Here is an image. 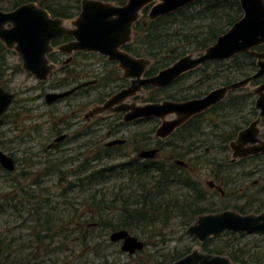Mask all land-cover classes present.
<instances>
[{
	"label": "trees",
	"instance_id": "16d2710c",
	"mask_svg": "<svg viewBox=\"0 0 264 264\" xmlns=\"http://www.w3.org/2000/svg\"><path fill=\"white\" fill-rule=\"evenodd\" d=\"M4 1L8 2V0H0V9H4L1 4ZM24 1L26 0H14L12 5L16 6ZM106 1L119 5L126 2V0ZM147 14L148 7H145L139 19L133 24L132 40L125 44L124 48L135 57L149 58L152 63L146 75H151L170 65L186 54L189 49L197 52L203 51L242 16V9L238 0H198L155 20H149ZM61 16L67 17V15ZM2 46L0 43V52H3ZM258 49L264 50V44ZM0 55L2 56V53ZM256 68V58L246 52L238 53L225 60L209 61L182 75L179 78V91L167 93V97L172 100L199 97L213 88L228 85L252 75ZM58 72L53 73L56 75L54 80H59V84L64 85L65 72L61 69L59 76ZM192 75H195V79L185 83ZM108 76L107 73L101 76L102 86H107L112 81ZM190 89H196V91L192 95L187 94L186 91ZM254 95L245 88L232 90L223 100L211 106L207 111L193 116L179 128V131H184L185 139L194 136H200L201 139L206 140L211 139L206 145L226 155L229 150V141L234 139L236 133L257 116L258 110L254 107ZM98 121L99 118L90 123L96 124ZM261 122H264V118ZM109 123H112V120H109ZM208 135L211 137L209 138ZM261 137L264 139V134L261 133ZM204 145L201 143L200 148ZM183 146L185 152L191 150L187 141H184ZM107 150L105 148L106 152ZM204 152H206L205 149H202L200 163L205 162L202 159ZM114 155L113 152L104 153L103 157L113 162L104 161L97 169L93 164H97L96 161L99 159L94 155L83 160L90 169L78 177V183H73V186L84 187L83 184L86 183V189L91 188L89 194L86 195L84 208L75 206L73 201L70 205L71 211H65L66 209H62L65 205L61 208L52 205L54 203L51 202L49 193L46 192L36 191L39 204L35 206L27 199L16 201L13 200V196H9V206H22L25 209L20 212L21 214L26 213L29 207L30 216L27 218L26 213L22 219L25 225L22 228L23 232L18 228L16 231L8 228L7 239L0 238V264H73L74 261L81 260L83 264H93L89 259L91 249L96 250V254H105L101 251L103 249L102 240L97 239L91 244L95 231L100 236L101 232L109 234L118 229H126L130 232L135 227L153 230L163 226L167 227L173 216H179L183 224H186L199 214L217 211L209 203L202 182L191 175L188 170L183 169L179 186V169L172 164L166 166L164 163L152 162L150 167H147L133 160L117 161ZM244 161L258 162L254 164V169L247 172H260L263 178L262 187L253 192L255 194L259 190V200H256V212L258 213L264 210V165L259 169V164L264 162V152L241 159L240 163ZM54 168V164H49L43 174L41 173L35 179V185L40 191L44 190L40 186L41 177L50 176L51 171H55ZM116 177L126 178L130 185L131 182H137V190L134 191L131 185L128 191H125L128 188L120 187L111 195L93 192V188L99 191L98 184H104ZM26 188L28 187L25 186L22 193L28 199H33L36 195ZM179 189L182 192L181 201H179ZM237 211L245 213L242 210ZM34 213L37 215L36 218H33ZM248 236L253 237L254 241L244 240ZM192 238L196 241L195 245H199L204 252L226 255L233 262L264 264V233L245 234L224 231L202 243H199L194 236ZM25 240H29L30 251L18 260L22 262H11L12 251L9 249L12 243ZM192 248L187 246L178 250L167 257L166 262L162 261L159 264H170L189 253ZM44 254H47L48 259H43ZM51 254L55 257L51 258ZM30 255L34 256L33 260L28 259ZM107 260V258L103 259L102 263L119 264L116 260ZM136 262L145 264L144 260L136 259Z\"/></svg>",
	"mask_w": 264,
	"mask_h": 264
},
{
	"label": "flooded vegetation",
	"instance_id": "af4514ba",
	"mask_svg": "<svg viewBox=\"0 0 264 264\" xmlns=\"http://www.w3.org/2000/svg\"><path fill=\"white\" fill-rule=\"evenodd\" d=\"M31 2L47 10L51 17L62 18L65 21V26L68 28H73L71 21L76 18L81 11V0H26L16 6H13L14 4H11L10 7H12L10 9L5 8L0 10L10 11L22 4ZM112 3L116 4L115 2ZM61 15H67V17H63ZM73 40L74 38L72 35L64 34L57 36L49 41V47L51 48V50L45 53V57L48 62L54 66V68L50 72L48 78L44 81L38 80L33 74L25 71L22 68L23 60L21 54L18 51H16L14 48H7L4 43L0 42L3 45V52H0L2 53V56L0 55V87L3 88L5 92H9L13 95L10 104L3 110L0 115V151L10 157L12 161V168H7L0 162V238L2 237L5 240L7 239L8 228H11V230L13 231H16L18 228L21 232H23L22 228L25 225L22 219L25 217L26 213L27 218H29L30 216V214H28L29 207H27L26 213L22 212V215L20 212L24 211L25 208L20 205H18V207L17 205L9 206V196H13V200L16 201H24V199H27L28 202H32L33 206L38 205L39 200L36 193V191L38 190H35L34 187L36 184L35 179L38 178L41 173L43 174L45 168L51 163L55 166L54 170H56L57 168V172L59 174L61 173L60 179H63L64 181L65 179H67L68 181L66 186L62 187V192L64 191V193H67L68 196H70L69 191L76 193L80 198L79 206L85 207L87 198L85 194L81 195V193L85 192L86 183L83 184L84 187L78 185L73 186V183H78V177L84 175V173L87 172L88 167L83 162L85 158L94 155L95 157H97V159H99L96 161L97 166L99 164H103V161H109L107 157H103L104 153L108 154L110 152H113L115 154L114 158L116 157L117 161L133 160L138 163H143L147 167H150L152 162L164 163L166 166H168V164H172L179 169L180 186V183L182 181L183 169H186L190 172V164L199 163V160L201 159L200 154L202 152V149H205L206 151V146H208L206 144L211 141V139H201L200 136H194L192 138L185 139L183 136L184 131H179V128L182 125L176 128L167 136L159 137L155 135L156 128L161 123L159 119L136 118L132 121L125 122L123 117L126 113V110L113 111V109L116 106H119L121 103H135L141 105L144 103L161 102L163 100H166L168 99V88L177 85L179 83V78L176 80L178 81V83L175 81L166 87L157 88L151 85L143 87L133 96H129L127 99L111 106L106 111H104L105 113H107L106 115L102 116L103 113L89 114V106L93 104H103L113 94L129 87L131 84V79L123 76V71L120 69L119 63L117 61L109 60L105 55H101L97 52L92 51L87 52L81 50H73L71 52H66L65 50L60 49V47ZM258 47L256 48V50L264 51L263 49H258ZM121 49L128 52L127 50H125L124 45L121 47ZM128 53L131 54L130 52ZM98 61H102L104 64V66H102L100 70L92 67L94 65H98ZM151 63L152 61L150 60L148 67L151 65ZM148 67L144 71V77L152 76L160 70L159 69L151 75H146ZM20 69H23L25 72L31 74L37 80V88L40 92L39 100L41 104L44 105L43 107H46L45 111H43V108H41L40 110V108H38L36 105L32 106V104L29 103V101H31L30 98H25L23 104V100H20L18 98L20 90L11 87L14 76L21 71ZM61 69H63L65 72V74L63 75V78L66 81L64 85L59 84V80H54V77L56 75L53 73L55 71L58 72V70V73H60ZM256 71H254V73ZM106 73L109 75L108 77L111 78L112 81L107 86H102L100 84L101 76L103 74L106 75ZM59 75H61V73L58 74V76ZM263 77L264 75L251 79L249 85L243 88L251 91L252 87L257 86L264 81ZM91 81L94 82L89 84L87 83ZM83 83L87 84L83 85ZM95 85H97L98 87ZM71 89L74 90L63 97L54 99L49 103L46 101V95L48 93L64 92ZM99 89H101V91ZM177 89V91H179V88ZM141 94H144L145 97H140ZM254 96L256 98V95ZM25 102L29 105H27ZM23 111H25L27 114V117L25 119ZM41 115L45 116V118L49 116L47 118V121L44 122L45 127L40 128L41 131L45 132V134L48 136L49 142L47 143L45 149L47 151H50L51 154L49 155V157L43 158V170L39 172V176H36L38 174V169L36 168L38 161L35 160V162H32L27 160L25 164H22L25 158L16 156V153L19 152L18 148L21 145H18L19 140H25L24 134L28 132L32 134L33 130L38 132V126L40 124L39 120L41 118ZM94 115L100 116L98 117L99 121L96 124L90 123L92 122V120L94 121L98 119L92 117ZM106 117L108 118L105 120ZM109 120H112V123H109ZM24 121L26 125H23ZM19 122H21L20 125ZM46 129H48L47 132ZM19 132H21V134ZM115 135H118L120 137H114V139L111 138L110 140L104 142L105 138H110ZM208 136L209 138L211 137V135ZM115 139L122 140L123 142L112 145L108 144L111 140ZM184 141H187L188 146L191 147V150L185 152L183 146ZM74 143H76V146L73 147ZM201 143L205 144L203 146L205 148H200ZM130 144L132 145V149L126 150V146ZM105 148L106 150H110H107L108 152H106ZM152 149H155L153 155L148 156L147 152ZM71 150L73 152H71ZM231 152L232 151L229 147V150L226 152L227 156L223 152L224 155L220 156L219 160H212L210 164H212L215 169L211 171L212 175L208 178L206 183L203 184V181L198 175H196L195 178L202 182L206 190V194L208 195L209 203L214 209L216 207H214L215 205L211 202V200L216 195L221 199L225 198L229 201H231V199H233L234 197L236 199L235 203L238 202L237 204H233L231 206H225L223 209L217 210L215 212L230 208V210H242L245 212L244 209L251 206L255 207L256 212V200H259V190L255 194H253V192L254 188L262 187L263 178L260 177L258 179H253V175H255V173L252 171H230V167L234 166L235 163L240 162L241 159L247 158H232ZM59 153L63 155L62 163L69 164V173L66 176L62 175V172L64 171V169L60 167L62 163L59 162L57 165ZM76 158H80V163L74 169V165L71 162L74 163ZM259 165L263 166L264 162L260 163ZM80 173L82 174L80 175ZM27 177L32 179L31 184L27 186L29 189H26L30 193L36 195L33 199H28L24 195V193H22L23 189L25 188L23 180H25ZM239 178L240 181L237 182V180L235 179ZM232 181L237 182V185L233 187L230 184ZM131 185L132 188H134V191H136L138 183L131 182ZM244 190L247 192H245L242 196H237L239 194H242ZM239 191L243 192L239 193ZM55 197H57V195ZM181 199L182 192L181 189H179V201H181ZM75 200V195H71L69 199L64 198L62 204L64 203L65 206L70 207L71 203ZM241 202L243 204L239 205V203ZM67 203L69 205H66ZM62 204H57L54 202V204L52 205L59 208V205ZM255 212L252 211L249 213ZM241 214H248V212ZM36 216V213H34L33 218H36ZM26 223H28V221H26ZM25 232L26 231L24 230V233ZM109 241L111 243H120L121 250V241H111L110 239ZM139 251L141 250H137L132 254L128 252L126 253L132 256L133 254H139ZM33 257L34 256L30 258L28 257V259L33 260Z\"/></svg>",
	"mask_w": 264,
	"mask_h": 264
},
{
	"label": "water",
	"instance_id": "95a60500",
	"mask_svg": "<svg viewBox=\"0 0 264 264\" xmlns=\"http://www.w3.org/2000/svg\"><path fill=\"white\" fill-rule=\"evenodd\" d=\"M195 1L198 0H126L124 4L119 5L102 0H81V11L71 21L73 28L66 27L62 18L51 17L47 10L35 3H25L10 11L0 10V42L7 48L18 51L23 60L22 68L40 81L46 80L54 68L45 57V53L51 50L49 41L60 35L69 34L74 38L73 41L60 47L61 50L92 51L107 56L109 60L117 61L123 76L131 79L130 86L113 94L103 104L93 107L89 114L104 112L129 96H133L143 87L150 85L157 88L166 87L186 72L209 61L229 59L241 52H246L257 59V71L252 76L216 87L201 97L179 101L166 99L141 105L121 103L113 109V111L126 110L123 117L125 122L136 118L159 119L161 123L156 128L155 135L165 137L192 116L208 110L223 100L228 92L246 87L251 79L264 75V51L256 50L264 43V0H238L242 16L212 44L198 54L187 53L180 56L152 76H143L150 59L135 57L121 49L132 40L133 24L139 19L141 11L148 7V19L155 20ZM72 90L74 89L48 93L46 101L49 103L67 95ZM251 91L256 95L254 107L258 113L229 142L232 158H246L264 152V139L260 136L259 127L261 119L264 118V81L252 87ZM12 97V94L0 87V115L10 104ZM121 142L123 141L115 139L108 144ZM154 151L155 149L148 151L147 155H153ZM0 162L5 167L12 168L11 158L1 151ZM186 231L195 236L199 243L216 237L224 231L245 234L264 233V211L241 214L226 209L202 213L187 227ZM109 239L121 241V250L130 254L144 247V242L126 229L112 231ZM170 264L245 263L233 262L226 255L204 252L199 245H196L189 253Z\"/></svg>",
	"mask_w": 264,
	"mask_h": 264
},
{
	"label": "rangeland",
	"instance_id": "374dc122",
	"mask_svg": "<svg viewBox=\"0 0 264 264\" xmlns=\"http://www.w3.org/2000/svg\"><path fill=\"white\" fill-rule=\"evenodd\" d=\"M14 0H8V2L4 1L1 2V4H3L4 9L8 8L10 9V5L12 4ZM187 52V51H186ZM187 53H194V54H198L199 52L194 51V50H188ZM186 53V54H187ZM16 60V59H15ZM98 65H94L92 66L93 68L100 70L102 68V66H104L103 62L98 61L97 62ZM21 71L18 72L15 76H14V80L13 83L11 85L12 88L14 89H19L20 90V94L18 95V98L20 100H23V104H24V99L25 98H30L31 101H29V103L32 104V106L36 105L38 108H43L45 111L46 107H43L44 105L41 104L40 100H39V94L40 92L38 91L37 88V80L34 78V76H32L31 74L25 72L23 69H20ZM195 79V75L190 76L185 83L187 82H191L192 80ZM177 88H179V83L177 85H174L170 88H168L167 93H177L176 91L178 90ZM202 90H204L203 87H201ZM196 89L194 90H187L186 93L192 95L193 92H195ZM145 97L144 94H141L140 97ZM142 101V100H141ZM26 103V102H25ZM27 105H29L28 103H26ZM100 104H93L91 106H89V111L95 107L98 106ZM61 107V106H60ZM42 111V112H43ZM24 113V119L27 117V114L25 111H23ZM103 113V115H106L107 113L105 112H101ZM49 117V116H48ZM47 117V118H48ZM94 118H98L100 116L94 115L92 116ZM47 118H45V116L41 115V118L39 120V126H38V132H36L35 130H33V133L31 134L30 132L24 134V138L25 140H19V144L20 147L19 152L16 153V156L18 157H22L25 158L23 160L22 164H25V162L28 161H32L35 162L38 161V164L36 166V168L38 169V174L36 176H39V172H41L43 170V158L44 157H49V155L51 154L50 151H47L45 148L47 146L48 141V136L45 134V132L41 131L40 127H45L44 122L47 121ZM21 124V122H19V125ZM23 124V123H22ZM25 121H24V124ZM259 127L261 129L262 134H264V122H260L259 123ZM47 128V127H46ZM25 130V129H24ZM48 129H46L47 132ZM7 131V129H6ZM15 132V130H14ZM21 134V132H19ZM128 135V134H126ZM19 136V135H18ZM118 138L120 136L115 135L112 136L110 138H105L104 142L110 140L111 138L114 139ZM76 146V143L73 144V147ZM131 144L126 146V150H131ZM205 148V147H203ZM206 152H204V156L202 159L205 160V162H199V163H194V164H190L191 166V170H190V174L193 176L198 175L200 177V179L203 181V184L207 182L208 178L211 177L212 173L211 171L213 169H215L212 164H210L213 161H217L220 159V156L224 155L223 152H220L217 149H212L209 146H206ZM71 152H73L71 150ZM179 152V150H178ZM230 153V152H229ZM62 154L59 153V158L57 159V165L59 162L62 163ZM68 156V155H66ZM34 158V159H33ZM229 159H230V155H229ZM104 162V161H103ZM113 161H106V163H110ZM74 165V169L79 165L80 163V158H76L75 162H71ZM258 163V162H254L251 163L250 161H244V162H237L234 164V166L230 167V171L233 172H247L250 169H254V164ZM91 164V163H90ZM94 167L97 169V167H100L102 164H99L96 166V164H93ZM64 169V171L62 172V175L66 176L69 172V164L68 163H62V165L60 166ZM263 166L259 165V169H261ZM23 169V168H22ZM90 168L87 169V171H89ZM190 169V168H189ZM194 169V170H193ZM57 168L55 171H51L52 173L50 174V176L48 177H41L40 180V186L42 188H44L43 191L39 190V187L37 185H35V190H38L39 193L41 192H46L49 193V197L52 199V202L54 203H59L62 204V201H64V198L69 199V197L71 195H75V201H74V205L75 206H79V202H80V198L78 197V195L74 192H70V196L67 195V193H64V191L62 192V187L66 186L67 184V179H65V181L63 179H60V174L57 172ZM228 171V170H227ZM82 173H80L81 175ZM34 176V175H33ZM32 177V176H31ZM261 177L260 172L255 173V175H253V179H258ZM237 180V182L240 181L239 179H235ZM32 182V179L30 178H26L25 180H23V184L24 186H29ZM237 182L232 181L230 184L234 187L235 185H237ZM252 182V181H251ZM129 186V187H128ZM120 187L122 188H128L125 191H128L131 188V185L129 184V180H126V178L124 177H116L114 179H112L111 181H107L104 184H98V190L96 191V188H93V192H97L98 194L100 193H104L105 195H107L109 193V195L112 194L113 191H117L120 189ZM91 188L85 189V192L81 193L88 195ZM257 188H254V191ZM243 191H239V193H242ZM245 192L242 194H239L237 196H242ZM57 195V197H55ZM80 195V196H81ZM232 201V202H231ZM231 201H229L228 199H221L219 196H215L211 202L215 205L214 207H216V210H221L223 209L225 206H231L233 204H237L236 199L233 197V199H231ZM244 201V200H243ZM243 204L242 202L239 203ZM64 203L62 205H59V208L63 207ZM66 205H69L68 203ZM83 207V206H80ZM84 208V207H83ZM62 209H66L65 211H71V208L69 206H65ZM231 209V208H230ZM245 212L249 213L254 211L255 212V207L251 206L248 208L244 209ZM215 212V211H213ZM256 213V212H255ZM195 220V218H193L192 221L183 224L184 222L182 221V218H179V216H173L170 221H169V225L167 227L163 226L161 228H157V229H146V228H141V227H135L134 229H132L130 231V233L134 236H137L139 239H141L142 241H144V247L143 250L139 251V254H133L132 256L128 255L126 252H122L120 250V243H111L109 241V235L110 233H106V232H101V235L98 236V232L95 231L92 235V242L91 244L94 243V241H96L97 239L102 240V248L101 251H104L105 254L100 253V254H96L95 251L96 250H92L91 249V253L89 254V259H91V263L93 264H103L102 261L103 259L107 258V261H113L116 260L118 261V263L120 264H137L136 259H139L141 261H145V264H159L162 261H167V257H169L170 255L174 254L176 251H180L182 249H184L187 246H191V247H196L194 239L192 238L193 235L187 233L186 229L187 227ZM26 233V232H25ZM195 237V236H194ZM196 238V237H195ZM253 237H245L244 240H249V241H254ZM197 240V239H196ZM218 242V241H215ZM69 247V246H68ZM30 246H29V240H25L24 242L22 241H16L13 242L10 249L12 251V256L10 257L11 262H22V261H18L19 259H21L22 257H25L26 253L28 251H30ZM98 250V249H97ZM38 251V250H37ZM107 254V255H106ZM32 257L31 255L29 256V258ZM40 257V256H39ZM43 259H47L48 256L47 254L43 255ZM55 255L51 254V258H54ZM151 260V261H149ZM164 263V262H163ZM15 264V263H13ZM68 264V263H67ZM73 264H83V261H74Z\"/></svg>",
	"mask_w": 264,
	"mask_h": 264
}]
</instances>
